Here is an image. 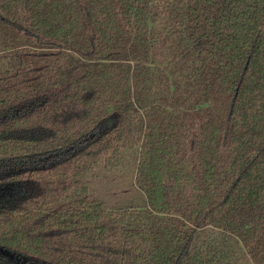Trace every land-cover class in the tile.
<instances>
[{"label":"trees","instance_id":"16d2710c","mask_svg":"<svg viewBox=\"0 0 264 264\" xmlns=\"http://www.w3.org/2000/svg\"><path fill=\"white\" fill-rule=\"evenodd\" d=\"M9 183L38 264H264V0H0ZM71 209H125L121 242L33 214Z\"/></svg>","mask_w":264,"mask_h":264},{"label":"rangeland","instance_id":"374dc122","mask_svg":"<svg viewBox=\"0 0 264 264\" xmlns=\"http://www.w3.org/2000/svg\"><path fill=\"white\" fill-rule=\"evenodd\" d=\"M18 188L12 184H0V199ZM125 209L66 210L63 212L34 211L40 229L45 231L59 226L72 240L75 247L91 246L97 243H119L122 240ZM0 254L23 264H38L27 256L0 246Z\"/></svg>","mask_w":264,"mask_h":264}]
</instances>
